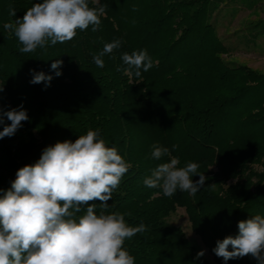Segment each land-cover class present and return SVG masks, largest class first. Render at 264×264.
<instances>
[{"label": "trees", "instance_id": "obj_1", "mask_svg": "<svg viewBox=\"0 0 264 264\" xmlns=\"http://www.w3.org/2000/svg\"><path fill=\"white\" fill-rule=\"evenodd\" d=\"M38 2L0 0V108L23 105L28 115L13 136L0 139V195L46 147L99 129L106 146L130 165L105 211L125 214L130 226H147L125 240L135 264H210L196 258L180 227L165 222L178 208L214 264H258L251 255L225 262L213 252L218 240L238 235L239 221L264 216V76L222 60L229 48L212 18L219 5L235 12L228 6L232 0H88L91 8L106 6L97 31L89 26L69 42L49 41L21 53L4 24L22 19ZM115 39L121 47L97 67L93 54ZM142 50L153 67L140 77L126 74L122 54ZM57 59L63 61L60 76L51 69ZM33 69L51 75L50 86L31 84ZM10 123L5 117L0 131ZM153 145L169 153L154 160ZM172 158L179 159L178 167L197 163L204 173V187L195 195L178 190L167 197L162 188L144 185L158 164ZM90 203L101 211V201Z\"/></svg>", "mask_w": 264, "mask_h": 264}, {"label": "clouds", "instance_id": "obj_2", "mask_svg": "<svg viewBox=\"0 0 264 264\" xmlns=\"http://www.w3.org/2000/svg\"><path fill=\"white\" fill-rule=\"evenodd\" d=\"M106 6L89 7L88 0H42L28 8L22 19L4 24L5 31L14 33L21 53H33L52 45L73 40L77 30L100 28ZM9 15L16 10L9 8ZM115 39L93 54V61L104 67L103 57L121 47ZM123 71L140 77L153 67L146 50L123 53ZM62 60H55L51 69L59 71ZM118 71L121 69L118 68ZM31 84L50 86L53 79L44 72L30 70ZM3 88L0 87V92ZM11 121L0 131V139L11 137L28 120L23 105L4 111L0 108V124L4 118ZM176 146L173 145V149ZM169 149L153 145L151 157L160 160ZM178 158L158 164L144 178L148 188H162L167 197L177 191L195 195L207 179L199 173V165L187 162L178 167ZM130 165L115 147L106 146L99 129L88 130L74 142L65 140L46 147L39 160L18 169L11 188L0 195V264H135V258L124 247L125 240L147 231L141 222L130 226L125 214L106 213L107 201L118 188ZM198 175L199 180L192 177ZM99 200L97 205L90 203ZM83 210L84 214L77 216ZM239 233L216 242L213 252L229 259L251 255L258 264H264V216L255 215L238 222ZM231 246L232 250H229ZM197 253L199 259L204 255Z\"/></svg>", "mask_w": 264, "mask_h": 264}, {"label": "rangeland", "instance_id": "obj_3", "mask_svg": "<svg viewBox=\"0 0 264 264\" xmlns=\"http://www.w3.org/2000/svg\"><path fill=\"white\" fill-rule=\"evenodd\" d=\"M247 3L250 6H246ZM220 6L221 9L216 10L212 18L218 36L229 48V52L221 55L222 60L235 66L246 67L264 76V0H232L228 6H234L231 10L236 9L235 12H230L225 5H219V8ZM250 33L255 35L252 38L254 40L248 38ZM253 169L262 171L258 165ZM211 170L216 171L215 168ZM165 222L169 226L180 227L189 244L194 247L196 255L203 250L205 254L200 258L214 264L208 250L191 230L184 209H176Z\"/></svg>", "mask_w": 264, "mask_h": 264}]
</instances>
